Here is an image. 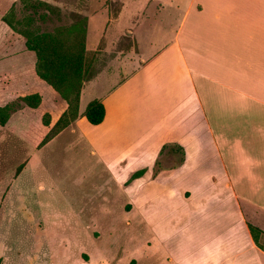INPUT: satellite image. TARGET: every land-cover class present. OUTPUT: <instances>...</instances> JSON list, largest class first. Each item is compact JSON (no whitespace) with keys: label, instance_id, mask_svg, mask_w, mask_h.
<instances>
[{"label":"crops","instance_id":"obj_1","mask_svg":"<svg viewBox=\"0 0 264 264\" xmlns=\"http://www.w3.org/2000/svg\"><path fill=\"white\" fill-rule=\"evenodd\" d=\"M174 18L172 42L147 57L132 32L115 31L125 45L92 78L102 72L113 85L97 98L105 116L92 136L115 152L119 184L145 169L123 187L140 188L132 204L152 241L173 238L179 252L193 232L192 253L176 264L196 255L202 264H264L248 228L264 232V0H189ZM177 146L178 160L156 168Z\"/></svg>","mask_w":264,"mask_h":264},{"label":"rangeland","instance_id":"obj_2","mask_svg":"<svg viewBox=\"0 0 264 264\" xmlns=\"http://www.w3.org/2000/svg\"><path fill=\"white\" fill-rule=\"evenodd\" d=\"M188 2L0 0V107H10L7 122L0 125V264H176L175 259L192 253V231L179 252L173 238L161 243L153 236L152 241L139 203L132 204L140 188L126 189V183L117 182L111 170L115 152L92 136L99 132L95 125L79 115L62 134L40 144L66 103L37 76L35 52L29 48L40 33L81 24L76 15H82L88 78L108 69L116 50L124 47L125 34L115 31L132 32L145 57L172 42L170 20L175 14L177 22ZM69 31L71 40L78 30ZM134 60L140 63L138 57ZM99 74L86 81L79 114L89 100L112 88ZM33 93L41 97L36 108L22 98ZM45 114L49 126L42 122ZM173 152L167 148L156 168L177 161ZM160 207L163 211L168 205ZM199 237L203 241L205 236ZM192 262L202 264L199 255Z\"/></svg>","mask_w":264,"mask_h":264},{"label":"trees","instance_id":"obj_3","mask_svg":"<svg viewBox=\"0 0 264 264\" xmlns=\"http://www.w3.org/2000/svg\"><path fill=\"white\" fill-rule=\"evenodd\" d=\"M41 4L49 6L41 2ZM78 22H72L68 26H57L61 30L55 29L46 33L37 35L33 42L29 43V48L35 52V72L37 76L50 85L65 101L66 107L58 116L56 121L50 126L47 133L42 138L40 144H45L60 131L70 125L79 115L80 93L84 82L94 77L85 75L86 73V33L85 24L86 18L82 15H76ZM4 20L10 25V21L4 17ZM78 32L76 37L68 39L69 30L76 29ZM83 30H79V28ZM68 32L64 35L63 32ZM73 35V34H71ZM23 98L25 104L31 108H36L40 104L41 97L37 93L26 95ZM10 107L8 105L0 107V125H4L9 118ZM82 115L91 125L101 123L105 116V107L101 100L91 99L83 111ZM45 126L50 125V116L45 114L42 118ZM166 146L163 145L160 153ZM175 152L183 154L182 148L177 146L173 148ZM158 165V160H156ZM22 165H19L16 171L18 174L21 171ZM145 172V169L134 171L129 179L140 177ZM248 228L254 243L264 251V232L248 223Z\"/></svg>","mask_w":264,"mask_h":264}]
</instances>
